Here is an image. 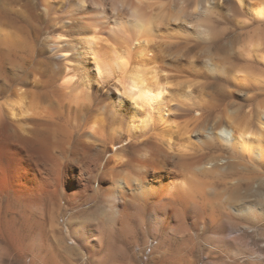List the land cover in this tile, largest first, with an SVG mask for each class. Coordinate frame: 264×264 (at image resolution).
Returning <instances> with one entry per match:
<instances>
[{
    "label": "bare ground",
    "instance_id": "bare-ground-1",
    "mask_svg": "<svg viewBox=\"0 0 264 264\" xmlns=\"http://www.w3.org/2000/svg\"><path fill=\"white\" fill-rule=\"evenodd\" d=\"M230 1L4 0L0 264H144L138 233L155 242L152 264H264L251 247L264 243V174L242 160L264 164V123L259 133L219 125L215 136L181 123L196 96L191 82L180 89L184 77L213 70L209 86L231 106L237 84L264 95L258 72L239 77L231 50L232 25H262L264 2ZM252 45L240 56L260 70ZM190 50L228 69L202 70ZM55 56L69 57L64 71ZM57 78L77 101L73 115L60 109ZM224 154L227 166L213 164ZM90 200L104 209L95 223Z\"/></svg>",
    "mask_w": 264,
    "mask_h": 264
},
{
    "label": "rangeland",
    "instance_id": "rangeland-1",
    "mask_svg": "<svg viewBox=\"0 0 264 264\" xmlns=\"http://www.w3.org/2000/svg\"><path fill=\"white\" fill-rule=\"evenodd\" d=\"M215 1L218 4L220 3L221 6H223V4H225V3L229 4L231 2L230 0H215ZM252 1H253L252 3H254L255 6L258 2H264V0H252ZM1 4L4 6V0H0V5ZM245 17L246 16L239 18L240 20L244 21V22H242V24L238 23V21L237 22L235 21V23L232 25V29L236 32L235 35L237 38L234 40V45L232 46L231 50H232V53L238 54V58L240 59L239 61L236 62L237 66H238V70L241 71L240 72L241 74L239 73L240 74L239 77H243L245 74H253L254 71H256L258 73L255 74L256 76H254V78L264 79V65H263V63H260V64H262L260 67V70L258 68H256L255 64L257 62H259L258 58L256 56L252 57L250 61H248L244 56H240V54H242V53L247 54L246 50H248V52H250V50L253 48V45H252L253 42L256 43V51H258V52L260 51L259 52L260 54L264 53V23H262V25H259L258 23L253 24V20L250 16H247L246 18ZM227 27H231V26H227ZM257 45H259V46H257ZM202 47H203V45L201 46V48ZM1 51H4V52L6 51V50H4V23H3V25H0V52ZM209 52H210V50H190V51H188V53H190V55L195 54L197 63L201 64L202 70H205L206 65H212L213 69L227 67V66H223V64L220 61H218L216 59V57H214V59L204 58V55L209 53ZM12 56L15 58L14 59L12 57V59L14 61L19 62L20 58L18 55L13 53ZM48 57L44 56L42 58V61H49ZM53 58H54L53 62L55 63V65H57V67H59V69H62V71H64L65 65H69L66 62L69 59V57L67 59L64 58L63 56L62 57L61 56L60 57L55 56ZM16 62H14V63H16ZM4 63H5V61H4ZM184 63L186 64L185 59H184ZM40 65H42V66H40V68L43 69L44 68L43 64H40ZM37 66H38V64H37ZM227 69H228V67H227ZM243 73H245V74H243ZM206 74H207L206 78L205 77L201 78L200 75H197V76H193V77H184L182 79V82H181L182 84L180 86V89L182 91H184L189 86V82H191L192 88L194 89V91L196 93V96L192 99V101H188V100L185 101L186 103L184 105L185 106L184 108L187 110V112L185 113L186 116L181 120L182 126L187 125L189 128L194 129V127L196 128L197 124L199 125L197 127H200V128L203 127V125H204V126H207L209 128V132L213 136L218 135V131H219L218 126L219 125H223V126L229 128L231 130L233 129L234 125L235 126L239 125L242 128L249 127L251 131L259 133L260 132L259 128L262 127V125L264 123V95L256 97L259 94L257 87L252 85L250 87L243 88L237 84V88L236 87L230 88L231 89V90L229 89L230 91H234V90L236 91L234 106H231L233 104H230V100L225 98L224 94H223L224 96L217 94V92L215 93L213 91V89L210 88L209 84L212 83L214 80L213 79V70H212V72H211V70H206ZM216 76H217V78H223L222 73L220 74V73L215 71V77ZM57 79L55 81V84H54L55 86L53 88V91H54L55 96H57L58 100L61 103V104H59L60 109L62 111V107H63L65 113L69 112V113H72V115H73L76 108H77V101L74 99V97H73L74 95H73V93H71V90L66 89L67 85L65 84V81L62 79L61 80L60 79L57 80ZM74 83H75V81H74ZM72 88H73V86H72ZM255 89H256V91H255ZM260 90H264V88H261ZM94 92L97 95H99V97H101V98L105 99L108 97L107 92L102 90V89L95 88ZM221 96H223V97H221ZM248 97H250L251 99L256 98V100H253L250 102L248 100ZM15 98L16 97H14V100H15ZM42 105L46 106L48 104L43 103ZM195 109H198L200 111L198 113H194ZM126 111L130 112L131 110H130V108L127 107ZM232 113H234V116H236V118L238 117L237 120H235V122L233 121V119H231V117L233 115ZM261 114H263V115H261ZM198 119H199V122H198ZM206 120L209 122V124ZM204 121L207 123L204 124ZM99 125L100 124H98L97 126L99 127ZM90 126H92V125H90ZM105 135H107V134H105ZM220 154H221V152H218L216 155L218 156ZM242 158H243L242 160L244 161L245 166H246L245 168H247L246 170H248L247 172H249L253 169H256V170L260 171L262 174H264V164H262V165L259 164L257 162V160H255L254 158L252 159V157H250L249 155H245ZM228 160H229L228 155L224 154V156L217 159L216 162H214L213 164L218 163V164L227 166V164H224V162H226V161L228 162ZM230 160L233 161L234 159L230 158ZM247 166H249V167H247ZM247 172L245 171V173H247ZM229 181H232V180H229ZM235 182L236 181H233V183H235ZM219 190H221V189H219ZM4 201H5L4 207H6L7 200H4ZM96 203H99V202L98 201L95 202L94 200H90L86 205V208L90 209L89 214H91V216H90L91 220H92L91 222H94V221L97 222L98 220L103 219V217H104V209H100V210L98 209L99 211L96 214L94 213V210H96ZM7 211L5 209L3 210V212H4V213H2L3 217L1 216L2 221H3V218L5 220V214L10 215V213H8L9 211L8 212ZM262 233L264 235V232H261V234ZM138 234L140 236L141 244H143L142 247H143L144 253H145V257L143 259L144 264H152V262H151V260L153 258L152 257V247H153V244H155V242H153L151 244L150 242L152 239L150 240L149 236L144 237V236H142L141 233H138ZM123 238H124V236H122L120 234V239H123ZM263 239H264V237H263ZM149 240H150V242H149ZM144 241H146V243ZM148 242L150 244H147ZM251 247H253V248L257 247L258 249L260 248V249L264 250V243H262L260 246L253 244ZM78 250H81V251H77L80 254V256L78 255L79 260L84 259L83 255L81 254V253H84V251L82 250V248H80V245H79ZM204 259H205V255L203 256V260ZM80 262L83 263V261H80ZM82 263H80V264H82ZM83 264H91V262L90 263H83Z\"/></svg>",
    "mask_w": 264,
    "mask_h": 264
}]
</instances>
